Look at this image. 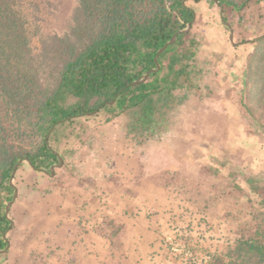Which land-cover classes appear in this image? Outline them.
Returning a JSON list of instances; mask_svg holds the SVG:
<instances>
[{"label":"trees","instance_id":"trees-1","mask_svg":"<svg viewBox=\"0 0 264 264\" xmlns=\"http://www.w3.org/2000/svg\"><path fill=\"white\" fill-rule=\"evenodd\" d=\"M192 1L204 0H78L69 31L44 36L36 52L31 45L36 33L21 0H0V191L6 197L0 204V250L8 245L11 220L4 208L13 198L11 176L21 160L29 159L36 172L50 170L65 157L64 146L80 140L94 117L88 113L95 111L110 114L107 122L123 115L124 131L138 143L158 138L171 130L174 114L191 97L214 93L203 79L209 65L199 45L205 36L192 33L198 9ZM252 2L260 3L262 13L249 12ZM217 4L225 22L233 18L231 29L237 25L252 37L259 35L256 25L264 30V0ZM190 22V30L160 54L159 69L134 85L157 68L158 50ZM263 43L264 37L255 42L246 65L258 69L253 85L261 84V95L264 58L258 47ZM259 190L253 189L264 207ZM209 263L264 264V232L257 228L243 235L227 256Z\"/></svg>","mask_w":264,"mask_h":264},{"label":"crops","instance_id":"crops-1","mask_svg":"<svg viewBox=\"0 0 264 264\" xmlns=\"http://www.w3.org/2000/svg\"><path fill=\"white\" fill-rule=\"evenodd\" d=\"M238 96L237 104L224 97L209 104L208 112L179 118L185 126L175 119L170 131L143 143L115 118L89 129L76 159L65 161L62 178L42 182V189L50 191L39 194L36 211L28 214L35 229L31 246L44 254L55 251L58 264H210L225 252L226 210L218 199L212 213L203 212L204 198L189 199L186 191L195 183L203 193L206 186L195 180L212 170L222 180L232 176L234 187L246 194L238 201L251 205L253 189L264 179L258 166L264 161V137L243 121ZM226 105L237 124L229 139L237 148V169L215 170L209 165L211 152L223 157L221 149L229 147L218 111Z\"/></svg>","mask_w":264,"mask_h":264},{"label":"rangeland","instance_id":"rangeland-1","mask_svg":"<svg viewBox=\"0 0 264 264\" xmlns=\"http://www.w3.org/2000/svg\"><path fill=\"white\" fill-rule=\"evenodd\" d=\"M233 1L241 3L243 0ZM21 2L22 9L29 18L30 29L32 32L35 31L36 33L33 35L31 41V45L36 52L40 51L41 39L44 36L52 34L63 35L69 31L72 24L74 10L78 6V0H21ZM190 4L193 7L195 6L198 8L196 13L197 20L192 28V33L197 32L205 36V40L201 41L199 45V54L203 57V60H207L209 65L208 71L203 79L210 83L214 93H211V95L204 98H192L187 103L186 109L176 111L174 114V120L176 119V123L178 122L179 126H185L183 125V121H179V118L190 119L194 114L199 113V115H201L208 112V106L216 104L217 100L221 101L224 97L232 99L237 104L239 101L238 94L241 93L240 105L243 112V121L245 120L247 123H251L252 131L257 133L259 137H264V95H261L258 91L261 84L258 85V87L253 85V75L258 73L255 72L258 71V69L251 67L250 64L248 70L246 66L248 64L249 56L257 50L255 42L258 40L254 42L253 40L264 35V30L262 27H259V25H256V33L259 35L252 37L250 34H247L248 32L243 34L239 29L237 30V25L234 30L231 29L228 24L233 18L232 20L230 19L225 22L221 14L222 8L213 0H204L200 3L192 1ZM252 5L253 6L251 7V10L249 9V12L252 13L253 11V14L256 16L261 11V5L260 3L256 4L255 2H252ZM242 22L245 23L246 21ZM231 37L233 38L231 39ZM242 37H244V39H242ZM258 50L261 51V58H264V43L258 47ZM247 72H249L250 75L245 77ZM237 75L240 76V78H238ZM237 80L239 85H237ZM217 91H219V93H217ZM211 107H214V110H217V105ZM218 111L220 114L223 113L219 118L224 117V132L227 139L224 144L229 147H227V149H221L223 153H226L223 157L221 155L218 157L211 152V155L213 156L210 157L211 161L209 165L210 168L212 167L215 170H217L218 167L223 168V166L234 168V170H236L237 148H235V146L232 147V141H229L231 137L230 135H232L235 130L237 131V124L231 119L229 113V111L234 112V110L226 105L224 109ZM109 115L110 114L103 111L99 115H96L95 113L93 114L94 117L88 124L90 127L92 124L96 128L99 125L102 126L103 123H107L106 119ZM115 119L121 120L120 122L122 125L124 116L121 115ZM230 124H232V127ZM89 126H87L84 134L81 135L79 141L75 144L64 146L65 157L62 156L64 158V163L60 168L55 169L53 175H48L47 173L40 171L36 172L25 159H23L18 165V169L12 180L13 185L17 190V196L7 214L8 218L11 220V226L5 235L8 240V245L4 249L5 251L0 250V264H58L57 261L59 257L55 251L44 254V252H40L35 247L31 246L35 229L30 227L31 222H29L30 216H28V214L31 215L36 211L35 206L37 199V202H39V194H46L50 191L46 188L42 189V184L45 182L48 183L50 179L53 181L57 179L60 180L65 174L63 169L65 161H67L68 164H72L71 160L73 155L86 141ZM220 127L222 126L220 125ZM97 130L99 131V129ZM211 148H214L215 150L214 144ZM240 151L243 152L241 149ZM260 158L262 157L259 156V159ZM73 159H76V157ZM258 166H260L263 171L264 161H259ZM209 172L211 174L208 177L207 175H204L206 177L204 180L201 178H195L197 184L200 185L203 183L206 186L203 193L200 186H197L194 183L193 189H188L186 195L189 199L194 197L196 199H199L200 197L204 198L206 204L201 206L203 212L210 210L209 212L212 213L217 206V200H221L219 207L225 208L226 210L224 216L226 217L225 224L230 231L228 236L224 239L225 252L221 255L227 256L229 252L233 251L243 235L248 236L249 234L254 233L257 228H259L260 232H264V207L260 206V199L262 197L261 195L259 197V194L256 192V195L254 194L251 198V202L255 205L243 204L238 201V198L241 194H244L245 190L241 191L239 188L234 187L232 184L234 181L230 179L232 176L229 175L222 180L219 179V177L217 178V173L215 171L209 170ZM256 187L260 188V192H264V179H260ZM243 196H246V194ZM5 201V192L0 191V204L5 203ZM6 206L4 208L5 212ZM32 209L34 210L33 212H31ZM206 225H210V223ZM45 232L43 230L44 235H46ZM37 236H41L40 238H36L41 241L42 233L39 232ZM69 264H74V261L72 260Z\"/></svg>","mask_w":264,"mask_h":264},{"label":"water","instance_id":"water-1","mask_svg":"<svg viewBox=\"0 0 264 264\" xmlns=\"http://www.w3.org/2000/svg\"><path fill=\"white\" fill-rule=\"evenodd\" d=\"M215 1L217 2V0H215ZM222 10H223V9H222ZM222 10H221V12H222ZM191 25H192V22L188 23V25H187L186 28H184V29L179 30L178 32H176V33L172 36V38H171V39H170V40H169V41H168L163 47H161V48L158 50V52H157V54H156V56H155V61H156V64H157V68H156V69H151V70H149L146 74H144V75L141 76L138 80H136L135 82H133L134 85H138V84H140V83H144V82H146V81L148 80L150 74H151L152 72H155L156 70L159 69L158 58H159L160 54H161L162 52H164L169 46L173 45V44L176 42L177 37H178V35H179L181 32H188V31L190 30V28H191ZM263 37H264V35H262V36H260V37H257L255 40H253V42L256 41V40H259V39H261V38H263ZM232 38H233V37H231V39H232ZM95 113H96V111H95V112L88 113V115H93V114H95ZM25 160H26L31 166H33L32 163H31V161H30L29 159H25ZM22 161H23V160H21L20 163H21ZM63 163H64V158H63L62 156H59V163L54 164V165L50 168V170H45L44 172L47 173L48 175H53L54 172H55V169H56V168H60V167L63 165ZM17 167H18V165L15 167V169H14V171H13V173H12V176H11V186H12L13 189H14V195H13L12 200L9 201L8 204H7V206H6V214L9 213L10 207H11L12 203L14 202V200L16 199V196H17V190H16V188H15V186L13 185V182H12V180H13V178H14V175H15V172H16V170H17ZM2 251H5V250H2Z\"/></svg>","mask_w":264,"mask_h":264}]
</instances>
